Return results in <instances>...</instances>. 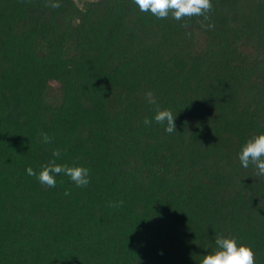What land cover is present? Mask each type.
<instances>
[{"label": "trees", "instance_id": "16d2710c", "mask_svg": "<svg viewBox=\"0 0 264 264\" xmlns=\"http://www.w3.org/2000/svg\"><path fill=\"white\" fill-rule=\"evenodd\" d=\"M47 2L0 0V264H201L218 235L264 264V176L239 161L264 133V0H212L208 21ZM53 159L88 186L27 174Z\"/></svg>", "mask_w": 264, "mask_h": 264}, {"label": "clouds", "instance_id": "9594fccd", "mask_svg": "<svg viewBox=\"0 0 264 264\" xmlns=\"http://www.w3.org/2000/svg\"><path fill=\"white\" fill-rule=\"evenodd\" d=\"M133 3L143 13H150L157 19H166L171 16L176 21L186 18L203 17L204 21L210 20L209 13L212 11V0H133ZM46 7L58 8V0H48ZM187 27V25H182ZM203 27V22H201ZM208 27H214L208 24ZM145 99L150 104L156 105L154 120L160 125H166L165 131L169 134L176 131L175 117L172 111L161 109L157 104L155 95L152 91L145 93ZM151 120L144 118L143 123L150 125ZM44 144L52 142V137L47 133H41ZM54 157H59L61 151H53ZM239 161L244 168L253 165L257 177L264 176V133L257 134L249 138L239 152ZM26 172L29 176L37 178L41 185L49 188L56 186V177L59 175L67 176L77 187H87L90 183L89 169L84 166L69 165L67 163H57L55 159L41 166L37 173L32 167H28ZM65 196L70 195V191L64 192ZM110 207L116 208L123 206V201L118 203L110 202ZM216 250L204 255L201 264H255V254L252 248L243 243L238 244L234 237H224L218 235L215 239Z\"/></svg>", "mask_w": 264, "mask_h": 264}, {"label": "rangeland", "instance_id": "374dc122", "mask_svg": "<svg viewBox=\"0 0 264 264\" xmlns=\"http://www.w3.org/2000/svg\"><path fill=\"white\" fill-rule=\"evenodd\" d=\"M85 1H87V0H76V2L79 4V5H81L83 2H85Z\"/></svg>", "mask_w": 264, "mask_h": 264}]
</instances>
